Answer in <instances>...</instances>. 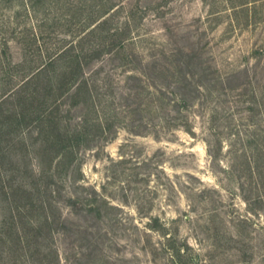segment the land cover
Returning a JSON list of instances; mask_svg holds the SVG:
<instances>
[{
  "label": "rangeland",
  "instance_id": "374dc122",
  "mask_svg": "<svg viewBox=\"0 0 264 264\" xmlns=\"http://www.w3.org/2000/svg\"><path fill=\"white\" fill-rule=\"evenodd\" d=\"M113 1L117 13L107 26L123 27L137 7L126 49L144 65L154 57L169 64L164 53L184 48L201 54L214 74L187 107L168 114L167 126L138 134L129 120L115 137L79 153L76 182L73 173L65 177L53 210L63 219L52 241L59 264H264V0L249 6L248 20L239 12L232 22L217 15L223 7L231 13L225 0ZM23 2L0 0V68L11 65L0 84L13 85L6 95L21 82L23 43L30 31L40 35L44 17ZM52 12L41 29L54 23V34L44 36L50 49L69 39L62 32L70 17L53 20ZM118 63L105 56L93 65L119 83ZM199 69L193 64L187 75ZM79 113L71 109L72 124ZM34 138L26 133L28 143ZM30 164L37 169L36 158Z\"/></svg>",
  "mask_w": 264,
  "mask_h": 264
},
{
  "label": "trees",
  "instance_id": "16d2710c",
  "mask_svg": "<svg viewBox=\"0 0 264 264\" xmlns=\"http://www.w3.org/2000/svg\"><path fill=\"white\" fill-rule=\"evenodd\" d=\"M23 1L26 11L43 12L41 29L51 11L53 20L70 17L62 32L69 39H61L50 49L45 37L54 34V23L49 32L40 29L38 35L30 31L23 43L27 65L20 84L8 95L13 85L0 84V264H59L52 241L63 219L53 210L58 211L56 197L65 177L73 173L76 182L79 153L115 137L118 127H128L129 120L130 130L138 134L152 132L159 123L167 126L168 114L187 107L201 93V85L211 82L214 72L201 54L184 48L164 53L169 61L166 65L155 57L144 65L142 56L127 51L133 41L130 22L139 17L137 7L128 10L120 27L117 23L107 26L117 13L113 0H68L64 7H56L59 0ZM262 1L225 0L231 13L223 7L217 15L232 22L231 15L239 20L237 15L242 12L248 20L249 6ZM59 8H66L68 14L55 13ZM105 56L119 61L115 67L121 66L124 72L119 83L108 71L101 78L103 66L93 65ZM24 62L14 63L12 68H20ZM193 64L200 69L188 71L189 77L186 70ZM7 66L11 65H1L0 72L7 73ZM148 74L151 84L144 78ZM215 76L223 86L221 76ZM72 108L80 110L73 124L69 117ZM183 123L190 130L189 122ZM24 130L34 135L33 142H27ZM32 157L37 169L30 164Z\"/></svg>",
  "mask_w": 264,
  "mask_h": 264
}]
</instances>
